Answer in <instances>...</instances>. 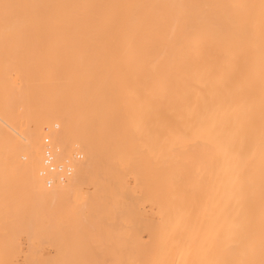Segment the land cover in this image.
<instances>
[{
  "label": "bare ground",
  "instance_id": "obj_1",
  "mask_svg": "<svg viewBox=\"0 0 264 264\" xmlns=\"http://www.w3.org/2000/svg\"><path fill=\"white\" fill-rule=\"evenodd\" d=\"M8 51L23 56L0 57V264H40L33 232L106 201L120 100L132 180L111 264H264V0H0ZM59 78L68 110L26 123L16 100ZM82 100H100L98 146ZM97 162L102 185L82 187Z\"/></svg>",
  "mask_w": 264,
  "mask_h": 264
},
{
  "label": "rangeland",
  "instance_id": "obj_2",
  "mask_svg": "<svg viewBox=\"0 0 264 264\" xmlns=\"http://www.w3.org/2000/svg\"><path fill=\"white\" fill-rule=\"evenodd\" d=\"M33 40H24V42H32ZM46 42L47 40H36ZM65 41V40H63ZM4 42V41H3ZM13 42V41H8ZM8 51L0 54V57H12L20 54H11ZM15 53V52H14ZM23 54H20L22 57ZM116 71V70H114ZM64 80L58 79L49 86V96L47 100L42 99L41 96H36L32 100H16L17 112L24 114L26 123L31 118L40 116L43 107H54L60 112H66L69 108V100L62 93ZM121 101V111L119 117L121 122L120 131L117 136H120L122 143L121 150V171L112 178L111 182L106 185L104 191V202H96V205L86 207V205H79L78 207L83 213H80L76 219L71 220L66 218L57 223V220H51L46 223L40 230V233L33 232L31 237L33 245V258L40 264L44 258L53 257L65 262L73 264L85 263L90 264H111L115 258L116 252L123 250V239L127 236V214L130 209V174L131 166L129 161L130 154V139L131 135L127 128V100ZM91 119V126L94 128L93 137L96 146L99 144L100 134L97 127L99 117L101 115L99 106L100 100H82L81 105ZM112 121L109 125V133L113 134L115 124ZM115 118V117H114ZM67 132L69 138H75V134ZM116 135V134H115ZM80 141L83 142L81 137ZM86 141V140H84ZM45 144L47 141L44 142ZM49 143V142H48ZM47 143V144H48ZM82 181V187H97L102 185L98 183L100 166L97 162ZM86 182V183H84ZM153 212H156L154 208ZM34 228H40L36 223ZM34 230V229H33ZM20 240L24 244V238ZM122 241V242H121ZM56 243L55 246H53Z\"/></svg>",
  "mask_w": 264,
  "mask_h": 264
},
{
  "label": "built area",
  "instance_id": "obj_3",
  "mask_svg": "<svg viewBox=\"0 0 264 264\" xmlns=\"http://www.w3.org/2000/svg\"><path fill=\"white\" fill-rule=\"evenodd\" d=\"M45 161H46L47 165L50 164V156H49L48 152H46V154H45Z\"/></svg>",
  "mask_w": 264,
  "mask_h": 264
},
{
  "label": "snow or ice",
  "instance_id": "obj_4",
  "mask_svg": "<svg viewBox=\"0 0 264 264\" xmlns=\"http://www.w3.org/2000/svg\"><path fill=\"white\" fill-rule=\"evenodd\" d=\"M5 7L7 8L8 6L6 5Z\"/></svg>",
  "mask_w": 264,
  "mask_h": 264
}]
</instances>
